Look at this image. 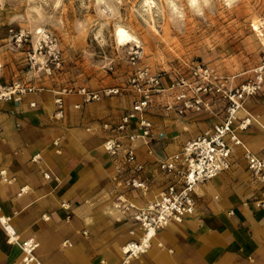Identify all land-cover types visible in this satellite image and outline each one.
I'll return each instance as SVG.
<instances>
[{
    "label": "crops",
    "instance_id": "0c3cea01",
    "mask_svg": "<svg viewBox=\"0 0 264 264\" xmlns=\"http://www.w3.org/2000/svg\"><path fill=\"white\" fill-rule=\"evenodd\" d=\"M235 75L234 84L247 77ZM79 90L62 93L60 113L53 89L0 102V264H25L21 244L30 238L39 264H264V178L246 158L264 162V88L238 112L250 123L237 131L230 168L196 184L194 213L157 230L148 250L127 260L124 246L142 232L117 197L140 208L176 182L159 161L220 122L222 104L178 115L164 108L165 95L154 97L146 114L153 134L135 141L137 170L103 147L135 93L86 100ZM132 177L147 188L128 187Z\"/></svg>",
    "mask_w": 264,
    "mask_h": 264
},
{
    "label": "rangeland",
    "instance_id": "374dc122",
    "mask_svg": "<svg viewBox=\"0 0 264 264\" xmlns=\"http://www.w3.org/2000/svg\"><path fill=\"white\" fill-rule=\"evenodd\" d=\"M263 53L264 0H0L1 86L98 90L143 67L171 85L200 63L245 76Z\"/></svg>",
    "mask_w": 264,
    "mask_h": 264
},
{
    "label": "built area",
    "instance_id": "2783aa9c",
    "mask_svg": "<svg viewBox=\"0 0 264 264\" xmlns=\"http://www.w3.org/2000/svg\"><path fill=\"white\" fill-rule=\"evenodd\" d=\"M140 57L138 47L131 52V60ZM235 76H224L209 64H197L185 75L177 76L171 85L164 86L162 76L151 72L148 68H137L128 80L120 86L104 88L100 91L81 88L86 100H98L103 95H118L132 91L135 93L131 107L121 116L119 122L111 129L112 135L103 143L106 152L112 156L123 153L126 162L136 164L135 141L152 136V122L146 117L154 97L165 95L166 110H173L178 115L200 113L209 110L212 105L222 104V119L201 135L187 141L183 148L159 161V168L177 177V181L169 184L154 200L137 208L134 204L117 197L116 207L130 212L132 219L141 229L137 240L124 246L125 259L137 257L148 250L157 230L167 226L171 221H181L195 210L194 188L200 182L208 181L231 166V153L241 141L237 131L245 128L249 117L239 118L238 112L244 102L259 94L264 88V53L259 62L249 70V74L241 82L234 84ZM34 86L13 82L0 85V102L19 100L23 95L35 92ZM62 92L55 103L60 113ZM248 168L260 178H264V162L259 157L246 152ZM0 177L7 180L5 171L0 170ZM133 189H146L143 181L132 177L125 181ZM264 205V202H262ZM5 222V219H1ZM25 264L36 262L34 250L37 243L32 238L22 242Z\"/></svg>",
    "mask_w": 264,
    "mask_h": 264
},
{
    "label": "bare ground",
    "instance_id": "6f19581e",
    "mask_svg": "<svg viewBox=\"0 0 264 264\" xmlns=\"http://www.w3.org/2000/svg\"><path fill=\"white\" fill-rule=\"evenodd\" d=\"M115 34H116V37H117V40H118V43H128L130 41H134L135 38L129 34L126 30H124L123 28L121 27H118L115 31Z\"/></svg>",
    "mask_w": 264,
    "mask_h": 264
}]
</instances>
